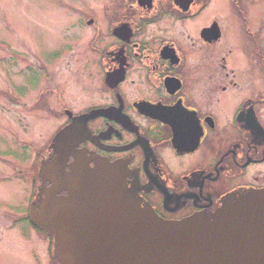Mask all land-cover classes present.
I'll list each match as a JSON object with an SVG mask.
<instances>
[{"label":"flooded vegetation","instance_id":"1","mask_svg":"<svg viewBox=\"0 0 264 264\" xmlns=\"http://www.w3.org/2000/svg\"><path fill=\"white\" fill-rule=\"evenodd\" d=\"M60 4L73 35L43 72L59 128L41 159L64 153L52 138L75 123L65 168L118 163L130 194L166 221L264 191V0Z\"/></svg>","mask_w":264,"mask_h":264},{"label":"water","instance_id":"2","mask_svg":"<svg viewBox=\"0 0 264 264\" xmlns=\"http://www.w3.org/2000/svg\"><path fill=\"white\" fill-rule=\"evenodd\" d=\"M71 128L55 134V152L64 151ZM67 152L38 163L28 211L51 235L55 264H264V191L227 195L212 213L165 221L130 194L119 165L75 162L66 171Z\"/></svg>","mask_w":264,"mask_h":264},{"label":"rangeland","instance_id":"3","mask_svg":"<svg viewBox=\"0 0 264 264\" xmlns=\"http://www.w3.org/2000/svg\"><path fill=\"white\" fill-rule=\"evenodd\" d=\"M60 1L0 0V264H53L50 237L32 226L27 211L35 166L59 128L56 97L44 102L41 80L50 55L73 35L66 23L73 13ZM63 67L53 66L50 76Z\"/></svg>","mask_w":264,"mask_h":264}]
</instances>
